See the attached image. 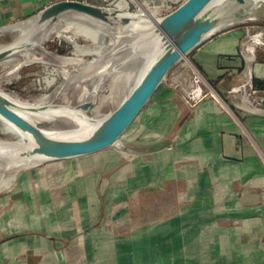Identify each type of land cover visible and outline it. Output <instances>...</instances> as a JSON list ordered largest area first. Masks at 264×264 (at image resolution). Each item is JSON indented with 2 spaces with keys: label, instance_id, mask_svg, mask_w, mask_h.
<instances>
[{
  "label": "crops",
  "instance_id": "obj_1",
  "mask_svg": "<svg viewBox=\"0 0 264 264\" xmlns=\"http://www.w3.org/2000/svg\"><path fill=\"white\" fill-rule=\"evenodd\" d=\"M56 1L0 0V27ZM245 38L223 30L188 54L219 97L189 102L179 62L140 113L127 146L141 154L79 162L90 169L79 209L31 210L1 224L0 264H264V116L239 112L242 129L219 95L244 79Z\"/></svg>",
  "mask_w": 264,
  "mask_h": 264
},
{
  "label": "rangeland",
  "instance_id": "obj_2",
  "mask_svg": "<svg viewBox=\"0 0 264 264\" xmlns=\"http://www.w3.org/2000/svg\"><path fill=\"white\" fill-rule=\"evenodd\" d=\"M94 1L97 2L98 5L116 9L118 7L117 4L121 0ZM128 1H130L129 12L136 13L143 11L146 14L147 10H149L154 12L156 17H161L177 8L185 0ZM139 2L141 3V6L138 4ZM242 6V4L237 7L230 5L227 9L232 13L237 11L245 12ZM261 11H264V5L257 7V12ZM82 16L85 17V19ZM34 17H36V15L31 18ZM18 22H13L1 26L0 28ZM47 25L46 30L53 28L54 32H52L48 40H46L44 49L33 51L34 59H20V62L23 61V65L19 68H17L15 63L8 65L0 64V90L4 93L8 92V94L13 95L20 100L23 99V101L31 103L45 95L49 96L52 101L54 100L53 103L55 102L54 104L56 105L67 104L73 106L80 104L85 93L92 94L93 91H96L97 101L95 103L99 104V107L96 109H89L88 112L90 117L93 119H100L109 114L126 97L130 89L133 87L135 79L140 73L139 71H141V68L144 65L145 60H143V58L145 56L138 55L142 51L146 38L145 35H147L144 26L140 29V32L138 31L133 34L130 31H126L118 22L100 26L97 25L96 21L76 12H67ZM77 25L81 28L90 27L95 30L101 29L100 38L96 44L98 47L96 52L77 54L73 43L64 37L59 36V32H71L73 29H76L75 26ZM233 28L244 30L246 38L243 42V48L244 45L246 48V44L251 35L258 32H264V15H260L257 19L236 22L227 27V29ZM28 34L30 38L36 36V32L33 31ZM20 36V31H3L0 33V44H8L18 39ZM78 42L82 45H94V41L91 38L83 36L79 37ZM55 57L57 59H55ZM261 59H264V43H261L256 47L254 74L252 75L253 78L251 84L246 87L245 91H243L244 89L239 91L235 90V87L247 83L244 73V79L243 81L241 80L240 84L233 86V88L225 91L224 94L219 93L224 100L223 102L225 103V106L230 112H232L242 129L248 127L244 125V119L240 117L239 112H250L238 108L234 102L241 101L243 96L247 95L255 104L258 105L261 103L259 105L264 107V87L262 88L259 86L262 84L261 82L264 81L256 78L255 74V70L257 65L261 63ZM183 63L187 65L188 71L184 74L182 78L183 83L180 84V87L184 89L186 99L195 104L200 100L193 102L188 96L193 80L192 67H196L212 86L213 83L207 78L202 70L196 66V64L191 62L188 55L185 56L178 65ZM128 74H133V76L128 84H126V77L123 76H127ZM213 88L215 87L213 86ZM255 90H257V92H255ZM214 95L219 97L216 92L213 93L210 90H206V96ZM140 120L141 114L123 134L121 140L124 143V147L121 149H118L116 146H110L104 149V151L89 156L64 159L57 162L41 163L34 168H21L17 173H15V169L13 167L11 168L6 161L0 160V175L16 176L15 183L11 188L4 189L0 192V225L9 224L11 220H18L21 218L24 222L31 210H37V212L42 213L46 212L48 208L52 210L59 209L63 207L64 204H69L71 208L79 209L80 203L78 195L82 188L80 185L82 181L80 180L85 171H90L89 168L81 167L79 162L81 160H88L89 162L100 159L101 156L104 155L103 152L119 151L121 154V159L119 161L124 163L127 160H132L136 155H140L141 152H133V148L127 146L132 145L131 135L134 134V130ZM41 125L54 132L74 129L61 119H55L51 124ZM0 137L14 141L18 140V137L15 134L7 132L4 129V125L1 122ZM114 167L109 168V170L107 169L108 171L106 170L107 173L105 176L109 177L110 173L114 171ZM64 169L70 170L68 173H63L62 170ZM108 183L110 186V180ZM69 195L71 200H69ZM8 235L9 234H7V236Z\"/></svg>",
  "mask_w": 264,
  "mask_h": 264
},
{
  "label": "water",
  "instance_id": "obj_3",
  "mask_svg": "<svg viewBox=\"0 0 264 264\" xmlns=\"http://www.w3.org/2000/svg\"><path fill=\"white\" fill-rule=\"evenodd\" d=\"M224 2L220 4L223 5L221 9L216 8L217 0H185L174 10L161 16L156 32L161 34L162 48L153 54L147 65L145 64L140 79L113 111L100 119L90 117L92 121L98 123L85 135L78 137L51 135L22 114L17 109V104L0 90V117L13 123L33 140L32 145L14 152L21 157H38L41 164L94 154L110 146L123 148L124 143L121 140L123 134L166 80L171 69L205 40L236 22L246 20L251 13L257 12L258 6L264 5V0L257 5H245L246 0H231L225 4ZM240 4L243 5L245 12L232 13L227 9L230 5L237 7ZM109 10L106 6L86 0H59L42 9L36 16H40V19L48 24L67 12H77L101 21L105 26L118 22L116 19L121 13L118 7L112 12ZM220 10L224 12L221 13ZM132 21L131 16L123 15L118 23L123 26ZM11 54L10 50L0 51V60ZM95 104L94 100H86L80 107L89 111ZM234 104L242 110L264 116V107L259 104H256L259 108L257 111L247 110L238 102ZM13 150L11 147L0 146V152Z\"/></svg>",
  "mask_w": 264,
  "mask_h": 264
},
{
  "label": "bare ground",
  "instance_id": "obj_4",
  "mask_svg": "<svg viewBox=\"0 0 264 264\" xmlns=\"http://www.w3.org/2000/svg\"><path fill=\"white\" fill-rule=\"evenodd\" d=\"M229 1L231 0H217L216 8H221L223 6V5L222 6L220 5L222 2H224L225 4L226 2H229ZM262 1L263 0H246L245 5L247 4L257 5V4H260ZM138 4L141 6L140 2ZM117 5H118V8L121 9V13L119 17L116 19L118 22L120 21L121 16L123 15H129L133 18V21L130 24L123 25L126 31L128 32L130 31L134 34V33H137L138 31L140 32V29H142L144 26V29L146 30V33H147V35H145L146 38H145V43L143 45L142 51L141 53L138 54V55L145 56L143 58L145 62H144L143 67L141 68V71H139L140 72L139 75L137 74L138 77L135 79V83H137V81L142 76L144 69L148 61L150 60V58L153 56L155 52L159 51L162 48L163 43H162L161 34L156 32V27L161 17H156L154 15V12H151L149 10H147L146 14L143 11L136 12V13L129 12L128 9L130 6V1L128 0H121ZM109 9H110L109 10L110 12L113 11V9L111 8ZM220 12L222 13L224 11L220 10ZM260 15H264V11L251 13L250 16L246 20L257 19ZM83 18L85 19V17ZM89 18L96 21V19L94 18H91V17ZM246 20H243V21H246ZM96 22H97V25L104 26V23H101V21H96ZM46 25H47L46 22L42 21L40 19V16H36L34 18H30V19L0 28V33L6 30L21 32V36L18 39L14 40L13 42H10L8 44H4V43L0 44V51L10 50L12 52L11 55L0 60V64L8 65L11 63H15L17 68H19L20 66L23 65V61L20 62V59L22 60L24 58L27 60L29 58H33L34 50L44 49V44L46 40H48L50 34L54 32L53 28L46 30ZM75 27L76 29L75 30L73 29V31L71 32H59L58 34L60 37H64L65 39L73 43L75 47V52L77 54L96 52L98 48L96 44H97V41H99L101 29L95 30L90 27L81 28L79 25ZM32 31L36 32V36L33 38H30L28 33ZM80 36L91 38L94 41V45L80 44L78 42V39ZM261 43H264V32H258L249 37V40L246 44V48H244L245 57L247 60V67L244 73L247 79V83L241 86L235 87V90L239 91V90L244 89L243 91H245L246 87L251 84L252 75L254 71L256 47ZM55 59L57 58L55 57ZM132 76L133 74H128L127 76H123V77H126L125 79L126 84H128ZM6 95L17 104L18 106L17 109L22 114H24L26 117H28L29 119H31L32 121L40 125L43 129L46 130V132L54 136H61V137L82 136V135L89 133L90 130L98 123V121H92L90 118L89 112L80 107V104L86 100H94V102H96L97 101L96 91H93L92 94L85 93V96L81 99L80 104H77L76 106L67 105V104L66 105H56L54 104L55 102L53 103L54 100L52 101L49 98V96H45V95L41 96L40 98H38V100L32 103L23 101V99L20 100L19 98H16L15 96L11 94H8V92L6 93ZM238 103L240 104L241 107L247 110H251V111L259 110L256 104L251 99H249L247 95H244L242 101H239ZM98 107H99V104H95L94 109ZM55 119L63 120L64 122H66V124H69L74 129L54 132V131H50L46 129L45 127L41 125V124H51L52 121ZM0 122L3 123L4 129L7 132L13 133L18 137V140H15V141L10 140V139H3L0 137V146L11 147L14 149L13 152H0V160L6 161L7 164L11 166V168L13 167L16 171L15 173H17L21 168H30V167L39 165L40 163H39L38 157H26V156L21 157L16 152H14L15 150H19L20 148L32 145L33 140L31 136L28 134L22 133L17 128V126H15L13 123L9 122L5 118L0 117ZM15 180H16V176H3L1 174L0 175V192L4 189L6 190V189L11 188V186L15 183Z\"/></svg>",
  "mask_w": 264,
  "mask_h": 264
},
{
  "label": "built area",
  "instance_id": "obj_5",
  "mask_svg": "<svg viewBox=\"0 0 264 264\" xmlns=\"http://www.w3.org/2000/svg\"><path fill=\"white\" fill-rule=\"evenodd\" d=\"M193 75H192V83L188 92V96L190 97L191 101H198L201 100L203 97L206 96V90H210L214 93L213 86L210 82L205 79L202 73L196 68L192 67ZM257 92V90H255ZM261 104V103H259Z\"/></svg>",
  "mask_w": 264,
  "mask_h": 264
}]
</instances>
